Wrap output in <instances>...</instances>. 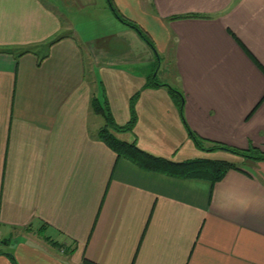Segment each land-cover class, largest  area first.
<instances>
[{
    "label": "crops",
    "instance_id": "0c3cea01",
    "mask_svg": "<svg viewBox=\"0 0 264 264\" xmlns=\"http://www.w3.org/2000/svg\"><path fill=\"white\" fill-rule=\"evenodd\" d=\"M110 1L152 22L153 47L132 27L84 33L59 7L107 16L108 0H0V264H264V159L237 156L212 183L145 170L96 136L90 106L101 86L122 124L137 93L115 136L171 160H230L186 126L204 145L264 150V0ZM159 56L180 109L144 85Z\"/></svg>",
    "mask_w": 264,
    "mask_h": 264
},
{
    "label": "trees",
    "instance_id": "16d2710c",
    "mask_svg": "<svg viewBox=\"0 0 264 264\" xmlns=\"http://www.w3.org/2000/svg\"><path fill=\"white\" fill-rule=\"evenodd\" d=\"M112 13L122 22L132 27L138 35L152 46V42L148 36L138 27L132 20L123 17L111 6ZM153 47V46H152ZM144 85H164L166 86L170 97L181 108L183 101V94L181 90L166 82L157 80L156 74L149 75L148 80ZM101 95H92L90 98V106L93 111L103 118V124L96 130V136L101 139L112 151L115 152L116 157H124L133 162L139 168L151 170L166 174L173 177L182 178H201L206 179L210 183L220 179L228 168H237L233 161L225 159H212L205 157H189L178 161L168 159L160 155H153L140 149L134 138L132 140H123L115 136L114 132L130 131L135 122V111L133 108L134 100L137 93L130 96L129 99V118L125 123L118 124L114 121L111 111L108 106L107 99L104 95L103 89L100 86ZM188 136L191 138L193 144L199 149L212 151L216 149H224L235 155L249 159H264V150L249 144L246 147H236L226 145L216 141H209L204 145L205 139L198 136L187 126ZM50 243L59 246L57 241L52 240L48 236H44ZM11 256V255H10ZM14 264L15 261L13 260ZM81 264H97L92 260L83 257Z\"/></svg>",
    "mask_w": 264,
    "mask_h": 264
},
{
    "label": "rangeland",
    "instance_id": "374dc122",
    "mask_svg": "<svg viewBox=\"0 0 264 264\" xmlns=\"http://www.w3.org/2000/svg\"><path fill=\"white\" fill-rule=\"evenodd\" d=\"M69 4H71V2L68 3L67 5L69 6ZM72 4H74V3H72ZM59 7L62 8L64 13L69 14L72 17L73 26H75L76 28H79V29H81L82 26L85 27L84 33L85 32H87V33L91 32L93 34L97 33V35H99L105 31L106 34H111V33H114L115 31L118 32V31H122L126 28H130V26L127 25L126 23H123V22H121V20L114 18V16H113L114 14L111 11L107 12L108 13L107 16H105L103 14L104 11H98V10L96 11L97 6H95V9L90 14H86L85 12H84L85 13L84 14L82 12V11H84L83 9H86V8H88L87 9L88 11L92 10L89 7H86V8L83 7L81 10H76L74 8V6H72V5H71V7L70 6L65 7L63 5H61ZM150 23L151 24L148 27H146V30L143 29V32L148 36V38L151 37V35H152V37L157 39L158 38L157 29L152 24V22H150ZM140 26H142V25H140ZM126 30H128V29H126ZM128 31H130V30H128ZM111 39H112V36H109V38H105V41L108 45L112 44ZM115 44L118 46L119 42L116 41ZM166 58H162V56H159V58L154 57L152 59V61L149 63V67H151L149 69V72H151V74H156V77L160 80H167L168 82H172L171 74L173 73L174 68H173L172 63L170 62V58H168V59H166ZM100 119H101V123H102V118H100ZM213 151H215V150H213ZM234 155H232L230 153L229 159H230V161H233L236 164L239 162L240 158L237 157L238 155H235V156ZM131 163H133V162H131ZM38 231H39V229H38ZM0 248H1L0 250H7V249L10 250V243L5 244V243L0 241Z\"/></svg>",
    "mask_w": 264,
    "mask_h": 264
}]
</instances>
